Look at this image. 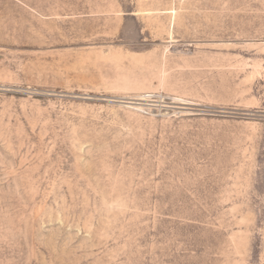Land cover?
Segmentation results:
<instances>
[{
  "label": "rangeland",
  "instance_id": "obj_1",
  "mask_svg": "<svg viewBox=\"0 0 264 264\" xmlns=\"http://www.w3.org/2000/svg\"><path fill=\"white\" fill-rule=\"evenodd\" d=\"M0 264H264V0H0Z\"/></svg>",
  "mask_w": 264,
  "mask_h": 264
},
{
  "label": "bare ground",
  "instance_id": "obj_2",
  "mask_svg": "<svg viewBox=\"0 0 264 264\" xmlns=\"http://www.w3.org/2000/svg\"><path fill=\"white\" fill-rule=\"evenodd\" d=\"M145 98V97H144ZM148 98V97H147ZM132 100H134V101H142V102H147V100L146 99H132ZM148 102H150V101H148ZM127 103V102H126ZM128 104H130V105H136V106H142L143 104L142 103H140V102H128Z\"/></svg>",
  "mask_w": 264,
  "mask_h": 264
}]
</instances>
